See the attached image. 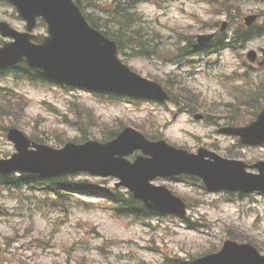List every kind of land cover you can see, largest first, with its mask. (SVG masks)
I'll use <instances>...</instances> for the list:
<instances>
[{"label": "rangeland", "instance_id": "rangeland-1", "mask_svg": "<svg viewBox=\"0 0 264 264\" xmlns=\"http://www.w3.org/2000/svg\"><path fill=\"white\" fill-rule=\"evenodd\" d=\"M78 1L85 14L100 24L98 19L111 16L119 1L132 0ZM134 1L130 12L136 21L139 19L136 27L152 33L153 54L147 58L126 50L120 58L147 79L168 81L173 91L175 87L189 90V97L195 101V105L189 106L195 112L190 113L182 103H106L81 90L46 87L7 77L0 80V159L14 152L5 137L4 129L8 127L60 148L61 143L83 139L88 134L100 139L122 123L190 152L205 147L249 165L264 161V147L241 149L233 138L216 134L217 128L231 118L235 125L247 124L264 105V97L250 107L242 102L248 95H255L257 87L264 89V65L250 67L245 59L248 50H264V38L253 39L242 48L192 56L187 65L173 63L179 56L186 59L185 51L180 50L186 40L210 32L234 9L240 18L260 15L259 24L264 19V2ZM224 6L231 9L225 12ZM0 22L19 31L24 28L17 12L4 5H0ZM44 33L45 28L37 26L35 34L41 37ZM260 60L264 61V55H260ZM15 99L20 101L19 106L14 104ZM4 101L5 108L17 107L16 116L2 112ZM195 113L203 115V121H195ZM25 179L14 177L10 181L16 183L15 189L0 190V255L2 262L11 258L7 264H191L201 255L219 249L230 233L241 237L240 241H251L264 248L261 194L231 198L222 192L208 193L199 183L192 186L182 180H156L154 184L164 185L189 201L187 215L198 225L188 227L167 217L146 226L114 216L107 205L97 201V194L70 193L72 197L55 201L45 186L30 184ZM66 179L72 187L82 183L105 189L115 183L113 179L84 174Z\"/></svg>", "mask_w": 264, "mask_h": 264}, {"label": "water", "instance_id": "water-1", "mask_svg": "<svg viewBox=\"0 0 264 264\" xmlns=\"http://www.w3.org/2000/svg\"><path fill=\"white\" fill-rule=\"evenodd\" d=\"M8 1L16 6L26 21L28 32L34 28L36 18L43 17L49 36L36 46L30 43L35 39L33 36L17 33L7 24L0 23V34L15 40L0 49V68L26 59L30 67L40 69L50 79L70 86L159 102L168 99L157 84L138 77L117 60L115 43L91 29L71 0ZM254 20V16L246 18V25H251ZM203 40L202 37L198 39L200 43ZM247 57L253 61L255 54L250 52ZM223 132L239 136L241 142L249 145L263 144L264 109L249 126L224 129ZM8 139L14 142L17 153L9 160L0 161L2 175L14 171L38 174L43 178L77 172H88L93 176L112 175L121 181L117 186H125L148 208L162 213L184 215V205L164 188H154L148 184L158 176L195 175L204 181L210 191L264 192V163L254 165L259 175H252L245 173V165L241 162L224 160L203 149L197 155H191L170 148L164 142L150 144L131 130H124L111 143L68 144L58 151L36 145H32L35 151L28 150L30 142L14 130L9 132ZM136 149H141L151 159L137 158L134 164L124 161L123 157ZM205 157L209 160H205ZM201 262L264 264V257L249 245L227 241L218 254L207 256Z\"/></svg>", "mask_w": 264, "mask_h": 264}, {"label": "trees", "instance_id": "trees-1", "mask_svg": "<svg viewBox=\"0 0 264 264\" xmlns=\"http://www.w3.org/2000/svg\"><path fill=\"white\" fill-rule=\"evenodd\" d=\"M116 25L118 26V29L113 33V35L115 36L116 40L117 39L119 40L121 35L124 34V30H128L127 18L121 17V19L117 21ZM261 28H264V24L263 26H261ZM260 35H264V32H261ZM131 38H132V41L131 40L129 41L133 46H136L137 48H142V49L147 48L145 47L147 43L142 40L141 36H138V37L133 36ZM109 138L110 136L107 137L106 139H109ZM63 182H65V180H59V181L52 180V181L47 182V186L51 189H57V187L62 185ZM55 194H56L57 199H61L65 197V195L61 193V189H57L55 191ZM101 196L113 206L114 211L119 216L131 217L136 220L146 219L150 216V214L146 210H144V208L138 202L131 199V197L128 194H125V193L121 194L119 193V191L111 190L106 193H102Z\"/></svg>", "mask_w": 264, "mask_h": 264}]
</instances>
